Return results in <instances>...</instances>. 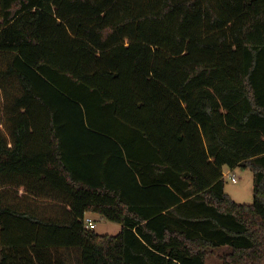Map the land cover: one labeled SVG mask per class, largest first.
I'll return each mask as SVG.
<instances>
[{
  "label": "trees",
  "instance_id": "16d2710c",
  "mask_svg": "<svg viewBox=\"0 0 264 264\" xmlns=\"http://www.w3.org/2000/svg\"><path fill=\"white\" fill-rule=\"evenodd\" d=\"M239 167L252 204L225 191ZM225 247L264 264V0H0V264Z\"/></svg>",
  "mask_w": 264,
  "mask_h": 264
},
{
  "label": "rangeland",
  "instance_id": "374dc122",
  "mask_svg": "<svg viewBox=\"0 0 264 264\" xmlns=\"http://www.w3.org/2000/svg\"><path fill=\"white\" fill-rule=\"evenodd\" d=\"M230 169H225L227 172ZM233 172L238 177V183L231 182L225 177V191L226 193L239 204H252L254 202V174L250 169L243 170L241 167L236 168ZM96 219V228L94 229L101 235H117L120 232L121 225L93 214ZM227 247L215 250L207 259V264H222L220 256L227 252Z\"/></svg>",
  "mask_w": 264,
  "mask_h": 264
},
{
  "label": "built area",
  "instance_id": "2783aa9c",
  "mask_svg": "<svg viewBox=\"0 0 264 264\" xmlns=\"http://www.w3.org/2000/svg\"><path fill=\"white\" fill-rule=\"evenodd\" d=\"M225 177H227L233 183H238V177L231 169L228 170L227 172H225L224 170V178ZM86 227L87 229H90V230H93L96 228V222L93 217H90V216L86 217Z\"/></svg>",
  "mask_w": 264,
  "mask_h": 264
},
{
  "label": "crops",
  "instance_id": "0c3cea01",
  "mask_svg": "<svg viewBox=\"0 0 264 264\" xmlns=\"http://www.w3.org/2000/svg\"><path fill=\"white\" fill-rule=\"evenodd\" d=\"M243 170H245V169H243ZM95 215H97V214H95ZM87 216L93 217V214H88ZM93 218H94V220H95V222H96L95 217H93ZM121 230H122V226H121L120 231H121ZM64 254H65V257H70L71 261L74 260V261L76 262V260H77V258H78V253H77V252H74L73 249H71V250H65ZM62 255H63V254H62Z\"/></svg>",
  "mask_w": 264,
  "mask_h": 264
}]
</instances>
